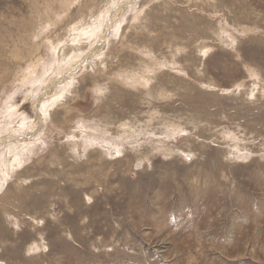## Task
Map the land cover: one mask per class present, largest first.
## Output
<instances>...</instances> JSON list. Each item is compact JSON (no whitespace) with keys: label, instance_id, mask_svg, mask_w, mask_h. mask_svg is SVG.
<instances>
[{"label":"rangeland","instance_id":"obj_1","mask_svg":"<svg viewBox=\"0 0 264 264\" xmlns=\"http://www.w3.org/2000/svg\"><path fill=\"white\" fill-rule=\"evenodd\" d=\"M2 135L0 264H264V0H0Z\"/></svg>","mask_w":264,"mask_h":264},{"label":"bare ground","instance_id":"obj_2","mask_svg":"<svg viewBox=\"0 0 264 264\" xmlns=\"http://www.w3.org/2000/svg\"><path fill=\"white\" fill-rule=\"evenodd\" d=\"M70 4H71V3H70ZM118 7H119V6H118ZM142 9H143V8H142ZM141 12H142V11H141ZM107 15H108V14H107ZM133 16H134V15H133ZM105 18H106V17H105ZM110 18H111V17H110ZM119 21H120V20H119ZM110 22H111V23H110V25H111V24H112V20H111ZM102 24H103V23H102ZM97 25H98V24H97ZM105 25H106V23H105ZM108 26H109V24H108ZM115 26H116V25H115ZM112 28H116V27H112ZM105 29H107V28H105ZM85 30H87V29H85ZM116 30H117V29H115V31H116ZM64 31H65V30H64ZM87 31H88V30H87ZM87 31H86V32H87ZM99 31H100V30H99ZM101 31H102V30H101ZM103 31H104V30H103ZM105 31H106V30H105ZM93 32H94V31H93ZM96 32H97V34L99 33L98 31H96ZM106 33H107V32H106ZM110 33H111V32H110ZM82 34H84V32H82ZM91 34H92V32H91ZM112 34H114V33H112ZM89 35H90V34H89ZM103 35H105V33H104ZM115 35H116V33H115ZM106 36H107V35H106ZM100 48H101V47H99L98 50H100ZM104 50H105V49H104ZM44 52H45V51H44ZM84 53H85V52H84ZM84 53H83V54H84ZM88 55H89V54H88ZM88 55H87V56H88ZM92 55H93V54H92ZM51 56H52V55H51ZM78 56H79V55H78ZM84 58H86V57H84ZM87 58H88V57H87ZM75 59H76V58H75ZM81 61H82V60H81ZM32 62H33V61H32ZM65 62H66V61H65ZM68 65H69V64H68ZM75 66L78 67L77 64H76ZM64 68H65V67H64ZM27 69H28V67H27ZM77 70H78V69H77ZM24 71H26V70H24ZM27 71H28V70H27ZM35 72H36V71H35ZM35 72H34V73H35ZM52 72H53V71H52ZM34 73H33V74H34ZM23 74H24V73H23ZM28 75H29V74H28ZM30 75H31V73H30ZM39 75H40V74H39ZM65 75H66V73H65ZM59 76H60V75H59ZM59 76H58V77H59ZM18 77H19V76H18ZM46 77H47V76H46ZM249 78H250V77H249ZM59 79H60V78H59ZM69 79H72V78H69ZM40 80H41V79H40ZM53 80H54V79H53ZM61 80H62V79H61ZM61 80H60V81H61ZM72 80H73V79H72ZM14 81H15V80H14ZM57 81H59V80H57ZM63 81H64V80H62V82H63ZM69 81H70V80H69ZM69 81H68V82H69ZM16 82H17V81H16ZM47 82H48V81H47ZM68 82H67V83H68ZM35 83H36V82H35ZM57 83L60 84V82H57ZM51 84H52V83H51ZM47 85H48V84H47ZM57 85H58V84H57ZM44 86H45V85H44ZM52 86H54V85H52ZM47 87H48V86H47ZM47 87L45 88L46 90L42 89V90H44V93H46V91H48V88H47ZM49 87H51V86L49 85ZM31 88H32V87H31ZM49 89H50V88H49ZM58 91H59V90H58ZM48 92H49V91H48ZM42 93H43V92H42ZM59 93H60V91H59ZM28 94H29V93H28ZM62 94H63V93H62ZM5 95H6V94H5ZM49 95H50V94H49ZM32 96H33V95H32ZM44 96H45V95H44ZM44 96H43V97H44ZM58 96H59V95H58ZM58 96H57V97H58ZM13 97H14V96H13ZM27 97H28V96H27ZM39 97H41V96H39ZM46 97H47V96H46ZM41 98H42V97H41ZM42 100H43V99H42ZM53 100H54V99H53ZM53 100H52V101H53ZM45 101H46V100H45ZM52 101H51V102H52ZM42 102H43V101H41V103H42ZM41 103H40V104H41ZM52 103H54V102H52ZM35 104H36L37 106H39V103H34V105H35ZM46 104H47V103H46ZM49 104H50V103H49ZM44 106H46V105H43L42 108H43ZM4 107H5V106H4ZM46 107H47V106H46ZM46 107H44V108H46ZM35 108H36V107H35ZM39 109H40V108H39ZM46 109L48 110L49 108H46ZM36 110H37V109H36ZM42 110H43V109H42ZM14 111H15V110H14ZM42 112H43V111H42ZM46 113H47V112H45V114H46ZM7 114H8V113H7ZM42 114H43V113H42ZM29 115H30V114H29ZM4 119H5V118H4ZM12 119H13V118H12ZM40 119H41V118H40ZM9 120H10V119H9ZM3 121H4V120H3ZM32 122H33V121H32ZM22 123H23V121H22ZM38 123H39V122H38ZM40 123H41V120H40ZM23 124H24V123H23ZM23 124H21V127H22ZM4 125H5V124H4ZM10 126H11V125H10ZM35 126H36V125H35ZM23 127H24V125H23ZM25 128H26V127H25ZM38 129H39V128H38ZM226 129H227V128H226ZM41 130H42V129H41ZM26 134H27V133H26ZM19 137H20V136H19ZM0 138H3V137H0ZM6 139H11V138L8 137V138H6ZM31 139H32V138H31ZM38 139H39V138H38ZM70 139H71V138H70ZM237 139H238V138H237ZM15 140H16V139H15ZM22 140H23V139H22ZM9 141H10V140H9ZM16 141H17V140H16ZM26 141H27V140H26ZM29 141H30V140H29ZM1 143H2V141H0V144H1ZM9 144H10V143H9ZM31 144H32V143H31ZM35 144H36V143H35ZM45 144H46V143H45ZM216 144H217V143H216ZM24 145H25V144H24ZM22 146H23V145H22ZM11 147H12V145H11ZM14 147H15V146H14ZM16 147H17V146H16ZM18 147H20V145H19ZM18 147H17V148H18ZM28 147H29V146H28ZM4 148H6V147H4ZM9 148H10V147H9ZM6 149H7V148H6ZM30 149H31V148H30ZM2 150H4V149H2ZM7 150H8V149H7ZM22 150H23V149H22ZM22 150H21V151H22ZM26 150H27V147H26ZM232 150H233V149H232ZM23 152H24V150H23ZM25 152H26V151H25ZM4 153H5V150H4ZM4 153H3V155H4ZM9 153H10V152H9ZM14 154H15V152H14ZM22 154H23V153H22ZM3 155H2V156H3ZM7 155H8V154H7ZM11 155H12V154H11ZM0 157H1V156H0ZM2 158H3V157H2ZM18 158H19V156H18ZM16 159H17V157H16L14 160L16 161ZM3 160H4V159H0V166H3ZM187 161H188V160H187ZM5 164H6V163H5ZM7 164H8V163H7ZM12 164H13V163H12ZM8 165H9V164H8ZM6 166H7V165H6ZM9 166H10V165H9ZM11 166H14V165H11ZM0 169H3V168L0 167ZM6 169H7V168H6ZM6 169H5V171H6ZM9 169H10V168H9ZM7 170H8V169H7ZM0 171H1V170H0ZM6 172H8V171H6ZM4 173H5V172H4ZM1 174H2V173H1ZM4 175H5V174H4ZM8 176H9V174H8ZM5 178H6V175H5ZM3 180H4V179H3ZM2 182H3V181H2ZM0 188H1V187H0ZM221 210H222V209H221Z\"/></svg>","mask_w":264,"mask_h":264},{"label":"crops","instance_id":"obj_3","mask_svg":"<svg viewBox=\"0 0 264 264\" xmlns=\"http://www.w3.org/2000/svg\"><path fill=\"white\" fill-rule=\"evenodd\" d=\"M35 107V106H34ZM39 107V106H38ZM36 109H37V107L35 108V111H36ZM1 137H3V135L1 136ZM8 138V137H7ZM12 139V138H11ZM18 140H19V138H17ZM8 140H10V139H8ZM0 141H3V138H0ZM1 144H3V142L1 143Z\"/></svg>","mask_w":264,"mask_h":264}]
</instances>
